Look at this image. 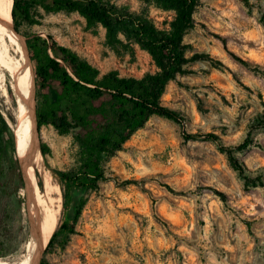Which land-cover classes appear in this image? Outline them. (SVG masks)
<instances>
[{
	"label": "rangeland",
	"instance_id": "1",
	"mask_svg": "<svg viewBox=\"0 0 264 264\" xmlns=\"http://www.w3.org/2000/svg\"><path fill=\"white\" fill-rule=\"evenodd\" d=\"M94 1L114 17H143L158 29L168 28L175 15L154 0ZM249 2L197 0L182 37L183 71L168 81L160 97L162 105L185 115L184 122L149 117L121 149L101 156L105 179L96 189L72 187L64 197L54 169L78 168L79 143L72 132L61 133L50 124L35 133L50 188L61 191L56 228L61 221L69 226L44 248L38 262L264 264V0ZM13 27L32 71L25 40L48 34L100 74L139 78L157 70L128 30L119 31V42L110 46L106 29L88 27L77 12H46L36 3L30 19L18 18ZM9 52L13 60L20 59V51L11 47ZM4 72L0 111L15 125L17 101L9 71ZM35 91L34 86V96ZM229 151L242 164V173L233 167ZM39 190L47 195L36 172L19 191L20 205H8L4 222L17 232L18 250L0 258L15 260L22 254L31 226L28 194Z\"/></svg>",
	"mask_w": 264,
	"mask_h": 264
},
{
	"label": "trees",
	"instance_id": "2",
	"mask_svg": "<svg viewBox=\"0 0 264 264\" xmlns=\"http://www.w3.org/2000/svg\"><path fill=\"white\" fill-rule=\"evenodd\" d=\"M242 1L246 6L251 5L249 0ZM154 2L164 10L175 12L168 28L158 29L143 17L119 19L94 0H13L12 25L18 18L28 21L32 5L36 3L46 12H77L85 18L88 27L100 24L106 29V42L110 46L119 42V31L128 30L129 36L150 53L157 67L139 78L122 77L113 71L100 74L97 68L49 34L46 39L39 35L26 38L29 58L34 65L36 129L39 132L42 125L50 124L61 133L72 132L80 146V163L75 171L54 169L61 180L64 197L72 187L96 189L105 179L101 156L121 149L149 117L157 115L178 124L185 120L181 111L162 105L160 97L168 81L183 71L186 58L182 37L191 25L197 0ZM7 123L0 111V257L18 250L17 232L4 222V216L9 204L20 205L19 191L26 187L14 134ZM197 136L185 135L186 138ZM43 147L41 152L45 154ZM229 159L242 173V164L230 151ZM83 204L82 200L75 206V217ZM66 231H69L68 223L61 221L46 249ZM37 264L50 263L41 258Z\"/></svg>",
	"mask_w": 264,
	"mask_h": 264
},
{
	"label": "bare ground",
	"instance_id": "3",
	"mask_svg": "<svg viewBox=\"0 0 264 264\" xmlns=\"http://www.w3.org/2000/svg\"><path fill=\"white\" fill-rule=\"evenodd\" d=\"M12 7L13 0H0V89L6 91L4 70L7 69L11 76L9 85L17 101V106H15L17 107L15 109L17 110L15 113L17 123L13 125L8 122L11 124L14 134L19 163L22 169H25V167L28 169L27 181L30 180V177L33 179L35 173L38 172L46 191L43 193H47V195L45 194V197L41 195L40 190L31 191L28 194L31 200V203H29L30 213L28 212L31 226L23 252L15 260L0 258V264H37L39 255L46 247L57 225L61 205V191L58 186L56 188L53 186L52 188L55 191L50 192V189H52L50 188V176L44 170L43 158L36 145L34 133V75L28 61V55L22 50L19 37L12 25ZM11 47L16 51H20L19 60H13L11 57L9 52ZM33 213H35L36 223Z\"/></svg>",
	"mask_w": 264,
	"mask_h": 264
},
{
	"label": "water",
	"instance_id": "4",
	"mask_svg": "<svg viewBox=\"0 0 264 264\" xmlns=\"http://www.w3.org/2000/svg\"><path fill=\"white\" fill-rule=\"evenodd\" d=\"M34 107H35V104H34ZM34 116H35V109H34ZM12 129V128H11ZM34 133H37V129H36V121H35V127H34ZM22 175L24 177V180H25V184H27V179H28V169L27 167H25V169H22ZM39 259V258H38Z\"/></svg>",
	"mask_w": 264,
	"mask_h": 264
}]
</instances>
